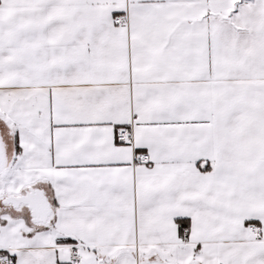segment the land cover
I'll use <instances>...</instances> for the list:
<instances>
[{
    "label": "snow or ice",
    "instance_id": "1",
    "mask_svg": "<svg viewBox=\"0 0 264 264\" xmlns=\"http://www.w3.org/2000/svg\"><path fill=\"white\" fill-rule=\"evenodd\" d=\"M0 264H264V0H0Z\"/></svg>",
    "mask_w": 264,
    "mask_h": 264
}]
</instances>
